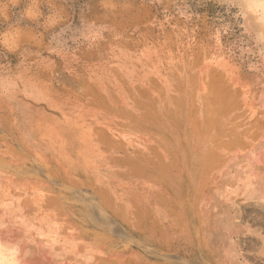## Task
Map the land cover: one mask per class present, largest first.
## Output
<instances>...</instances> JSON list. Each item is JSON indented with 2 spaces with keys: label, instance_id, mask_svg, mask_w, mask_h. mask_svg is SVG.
<instances>
[{
  "label": "rangeland",
  "instance_id": "rangeland-1",
  "mask_svg": "<svg viewBox=\"0 0 264 264\" xmlns=\"http://www.w3.org/2000/svg\"><path fill=\"white\" fill-rule=\"evenodd\" d=\"M256 1L0 0V264H51L4 231L18 226L3 198L18 181L9 169L33 159L25 143L84 131L87 119L99 118L95 109L117 99L128 105L139 93L131 87L150 94H159L156 87H204L210 67L247 87L264 114V11ZM249 174L264 183V171ZM66 190L74 205L88 206L75 214L74 231L93 234L75 236L73 251L49 253L54 264H264L260 193L240 194L236 203L220 190L212 217L199 211L185 234L174 211L170 230L155 219L154 234L141 235L106 214L97 195Z\"/></svg>",
  "mask_w": 264,
  "mask_h": 264
},
{
  "label": "crops",
  "instance_id": "crops-1",
  "mask_svg": "<svg viewBox=\"0 0 264 264\" xmlns=\"http://www.w3.org/2000/svg\"><path fill=\"white\" fill-rule=\"evenodd\" d=\"M204 78V87H156L159 94L131 87L139 93L128 105L117 99L95 109L99 118L87 119L84 131L25 143L33 159L9 169L18 181L3 202L18 226L6 234L19 235V249L29 244L51 264L49 253L73 251L74 237L91 236L93 229L74 231L75 214L88 206L69 201L68 188L97 195L106 214L141 235L154 234L155 219L170 230L174 211L185 234L186 221L199 211L212 217L220 190L226 202L238 203L240 194L263 197L264 183L249 173L264 171V114L249 89L228 83L223 70L210 67ZM188 228L195 229L190 222ZM98 234L106 236L100 228Z\"/></svg>",
  "mask_w": 264,
  "mask_h": 264
},
{
  "label": "bare ground",
  "instance_id": "bare-ground-1",
  "mask_svg": "<svg viewBox=\"0 0 264 264\" xmlns=\"http://www.w3.org/2000/svg\"><path fill=\"white\" fill-rule=\"evenodd\" d=\"M256 1V0H255ZM258 2V3H257ZM256 5L261 7L262 10L264 11V0H257L256 1ZM10 260H12L11 262L15 261V259L10 257ZM14 264H19V263H14Z\"/></svg>",
  "mask_w": 264,
  "mask_h": 264
}]
</instances>
